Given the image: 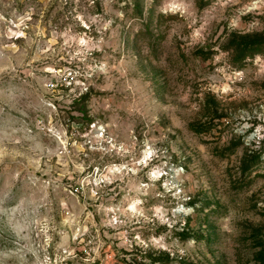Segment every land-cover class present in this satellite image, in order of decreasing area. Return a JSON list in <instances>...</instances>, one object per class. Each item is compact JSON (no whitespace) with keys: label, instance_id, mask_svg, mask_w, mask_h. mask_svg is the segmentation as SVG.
I'll list each match as a JSON object with an SVG mask.
<instances>
[{"label":"rangeland","instance_id":"1","mask_svg":"<svg viewBox=\"0 0 264 264\" xmlns=\"http://www.w3.org/2000/svg\"><path fill=\"white\" fill-rule=\"evenodd\" d=\"M156 258L264 264V0H0V264Z\"/></svg>","mask_w":264,"mask_h":264},{"label":"trees","instance_id":"2","mask_svg":"<svg viewBox=\"0 0 264 264\" xmlns=\"http://www.w3.org/2000/svg\"><path fill=\"white\" fill-rule=\"evenodd\" d=\"M240 48H241V50H242V48H243V54H242V57L243 58H245L248 54H247V51L249 50V49H251L250 51H251V53H250V55L251 56H254L255 54H257V53H260V52H262V48H263V44L261 43V42H253V43H251V44H245V46L243 47V46H240ZM193 129H195L196 130V132H201L202 131V128H200V127H194ZM262 258H263V254H262ZM158 262H163V264H167L168 262H169V259L167 258V259H164V258H156V259H153V264H156V263H158Z\"/></svg>","mask_w":264,"mask_h":264},{"label":"built area","instance_id":"3","mask_svg":"<svg viewBox=\"0 0 264 264\" xmlns=\"http://www.w3.org/2000/svg\"><path fill=\"white\" fill-rule=\"evenodd\" d=\"M76 80V76L74 75V73L70 72L65 76V81L69 82V83H73Z\"/></svg>","mask_w":264,"mask_h":264}]
</instances>
